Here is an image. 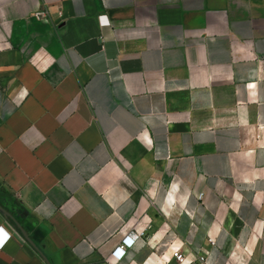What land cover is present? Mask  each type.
I'll return each mask as SVG.
<instances>
[{
  "label": "crops",
  "instance_id": "obj_1",
  "mask_svg": "<svg viewBox=\"0 0 264 264\" xmlns=\"http://www.w3.org/2000/svg\"><path fill=\"white\" fill-rule=\"evenodd\" d=\"M0 206V264H264V0H0Z\"/></svg>",
  "mask_w": 264,
  "mask_h": 264
},
{
  "label": "built area",
  "instance_id": "obj_2",
  "mask_svg": "<svg viewBox=\"0 0 264 264\" xmlns=\"http://www.w3.org/2000/svg\"><path fill=\"white\" fill-rule=\"evenodd\" d=\"M35 16L36 18H42L46 16V13L42 10H38ZM197 196L201 199L202 193H198ZM144 234L145 233L140 230L130 231L124 234L121 244L114 249L110 257L115 260L120 259L125 254L126 249L132 247L136 241L142 239ZM208 242L213 245L214 239L208 237ZM171 253L177 264H209L207 256L203 252H199L194 258H189L179 247H173Z\"/></svg>",
  "mask_w": 264,
  "mask_h": 264
},
{
  "label": "water",
  "instance_id": "obj_3",
  "mask_svg": "<svg viewBox=\"0 0 264 264\" xmlns=\"http://www.w3.org/2000/svg\"><path fill=\"white\" fill-rule=\"evenodd\" d=\"M0 210H2L3 211V208L0 206Z\"/></svg>",
  "mask_w": 264,
  "mask_h": 264
}]
</instances>
